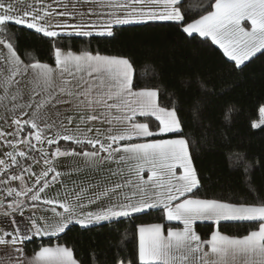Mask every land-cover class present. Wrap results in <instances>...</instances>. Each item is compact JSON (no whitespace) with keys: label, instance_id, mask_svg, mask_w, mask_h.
I'll list each match as a JSON object with an SVG mask.
<instances>
[{"label":"snow or ice","instance_id":"1","mask_svg":"<svg viewBox=\"0 0 264 264\" xmlns=\"http://www.w3.org/2000/svg\"><path fill=\"white\" fill-rule=\"evenodd\" d=\"M101 6L113 9L109 19L103 25V30L97 35L112 36V26L140 23L145 21H170L189 37L198 34L199 37L210 38L218 45L224 54L235 62L239 68L257 53H264V0H208L207 6L200 0L185 5L184 0H96ZM26 3V0H17ZM34 0L27 3L24 10L18 11L9 0H0V36L7 32L10 22L25 26L49 38L59 37L62 32L72 29L75 34L91 37L94 33L86 28H96L91 24H57L49 25L46 18L52 15L47 7L40 9ZM182 6L185 10L182 11ZM66 7V6H65ZM124 10V16L116 10ZM211 9V10H208ZM203 12L198 18L189 19L193 14ZM59 16H72V12L57 13ZM81 16L84 14L81 13ZM8 37L0 40L8 49L4 63L9 75L0 80V106L7 107L5 101L12 103L10 111L16 113L12 124L15 130L7 135L17 137L16 140L5 139L3 143L15 149L20 144H26L30 151H36V145H55L54 152L49 154L41 148L43 163L49 165L46 171L37 176L27 167L20 164L17 157L28 159L25 151H9L7 159H0V175L7 174V180L0 184L7 185L9 181H20L24 187L17 189L7 187V197L12 200L7 205L0 203V215L10 221L12 231L0 230V250L8 248L11 251L0 255V264H78L74 258L73 249L57 244L56 246H41L31 258L24 255L23 243L32 236H57L64 233L73 223L88 227L102 222H112L122 217H131L149 209H161L169 222H182V228H169L165 233L162 224L140 225L138 228V259L137 264H264V202L259 204L231 203L218 199H203L195 196L200 187V180L190 154L189 141L182 134L176 138L155 139L153 137L166 134L182 133L181 118L178 109L162 107L159 102V89L145 87L134 90V68L129 59L117 56L93 54L82 51L76 54L72 51L54 50L55 67L43 62H33L24 65L13 48L8 43ZM32 73L33 89L29 98L23 103L24 94L19 88L20 80L28 72ZM59 79L60 83L57 84ZM15 91H12L13 87ZM204 85L201 84V87ZM39 97V99H37ZM66 97V98H65ZM69 104L77 109L86 108L92 112L103 109L113 121L121 126V130L101 139L95 137H80L77 134L56 133L55 138L45 135L54 127L49 123L47 108H55L57 104ZM31 115L28 119L22 117ZM115 112L117 115L112 116ZM264 117V107L260 109ZM57 115H59L57 113ZM137 117H154L158 121L157 130L150 129L148 123L139 122ZM69 123L72 118L69 117ZM81 116V121H84ZM100 119L89 115L87 120ZM260 123L253 127L260 128ZM28 131L25 133V129ZM91 131V129H88ZM111 132V128L109 129ZM22 133H25L23 136ZM5 135L0 131V137ZM33 140L36 144H33ZM70 141L78 146H90L91 150L81 147L62 150L59 141ZM123 142V143H121ZM82 157L87 168L100 171L108 163L123 165L119 171L125 170L128 179L124 183H115L112 187L94 193L87 200L88 205H99L109 201L111 194H117L112 202L97 207L94 211H84L87 205L77 193L73 202L44 200L47 205H59L62 212L52 207L55 219L51 222L35 215L27 217V221H16L15 216H24L26 201L41 200V193L49 187L48 176L55 183L61 176L53 166L59 157ZM33 163H39L34 157ZM242 159V158H240ZM12 166L20 167L18 174H9ZM248 167H245L247 173ZM147 170L150 175L144 178ZM25 174L35 176L33 187L25 184ZM117 175V172H112ZM36 185H41L34 191ZM96 188L97 185H89ZM128 187L127 194L117 193V190ZM29 193L31 195L29 196ZM35 207V203L31 205ZM212 222L216 229L207 239H202L195 231L196 222ZM224 222H258V228L243 236H232L222 233L219 225ZM123 243V241H121ZM117 264H124L118 259ZM127 264H132L129 260Z\"/></svg>","mask_w":264,"mask_h":264},{"label":"trees","instance_id":"2","mask_svg":"<svg viewBox=\"0 0 264 264\" xmlns=\"http://www.w3.org/2000/svg\"><path fill=\"white\" fill-rule=\"evenodd\" d=\"M193 2L184 0L185 5ZM200 2L206 7L208 0ZM200 14L205 13H195L189 19ZM8 33L12 35L7 42L13 44L26 64L39 61L55 65L57 47L129 59L134 68V89L158 88L161 106L170 108L175 103L178 109L182 133L153 138L182 134L188 139L200 180L195 196L231 203L264 202V123L260 128L253 127L264 106V53H257L237 68L210 38L198 34L189 37L175 22L160 20L118 25L112 36L49 38L14 22L8 24L7 32L0 38L5 39ZM137 120L157 130L158 121L154 117ZM81 147L87 146L76 149ZM246 166H250L247 173ZM40 186L36 185L34 191ZM154 223H162L166 229L182 226L180 222L167 221L161 209H149L86 228L72 224L57 236L26 240L24 248L34 253L41 246L60 244L72 248L80 264H117L118 259L124 264L129 260L137 264L138 228ZM257 228L258 222L219 225L222 233L232 236H243ZM195 229L202 239H207L216 225L197 222Z\"/></svg>","mask_w":264,"mask_h":264},{"label":"crops","instance_id":"3","mask_svg":"<svg viewBox=\"0 0 264 264\" xmlns=\"http://www.w3.org/2000/svg\"><path fill=\"white\" fill-rule=\"evenodd\" d=\"M9 2L13 3L14 6H16L18 11H22L26 8L27 3H33L34 0H26V3H17V0H9ZM48 5H51L50 8H48V11L52 12V15L46 18V23L49 25H57V24H91L94 23L97 27L92 28H86L85 30H92L93 35H96V32L103 30V25L105 22L109 19V14L113 12V9L108 6H101L99 3L96 2V0H42V3H35V6L43 9L47 7ZM66 6V7H65ZM72 12V16H59L57 13L60 12ZM117 14L120 16H124L125 12L122 9L116 10ZM83 13L84 15L81 16L80 14ZM146 22V21H145ZM142 23V22H140ZM134 24V23H131ZM124 25V24H122ZM26 26V25H25ZM118 25L112 26V32L114 28ZM68 33L71 34H64L62 32L61 35H77L72 29L66 30ZM0 40H2L0 38ZM7 50L4 43H0V52L1 50ZM62 50V49H61ZM62 51H71V50H62ZM76 54H79L80 51H72ZM97 54V53H93ZM103 55V54H100ZM110 56V55H107ZM124 58V57H123ZM48 64V63H47ZM29 65V64H26ZM50 66L55 67V65ZM27 81L24 85V92L25 90L30 91L29 94L25 92V101L29 98V96L32 93L33 85L31 83L33 77L32 73L29 71L27 73V76L25 77ZM59 79L57 80V84H59ZM138 90V89H134ZM66 98V97H65ZM39 99V97H37ZM7 110V109H6ZM26 111H29L25 109ZM4 113V116L0 117V131L4 132L5 135L3 137H0V140L3 142L5 139L7 140H16L17 137L7 135L8 133H11L15 130V125L12 124V120L15 115H18L19 110H17L16 113L11 112L12 115L5 112V109L2 110ZM8 112V110H7ZM47 113L49 123L54 122V127L51 131L46 132L45 135L49 138H55L57 131H59L62 135L63 134H77L80 137H95L98 134L101 136V139H103L105 136L110 134H115L119 132V130H116L120 125L116 124L115 121L114 124L111 125L107 122L108 119L111 117L108 115V113L104 112L103 109H97L95 112H92L86 108L77 109L76 107L69 105V104H57L55 108L49 106L47 108ZM57 113L59 115H57ZM31 115V111H29L28 116L22 117L23 119H28ZM89 115H96L100 117V119L89 121L87 120V117ZM117 115V113L113 112L112 116ZM81 116H83L85 119L82 122ZM69 117L72 118L71 123H69ZM111 128V132H109V129ZM88 129H91V131H88ZM28 131V129H25V133ZM25 133H22L23 136ZM168 138H176V137H168ZM161 139H167V138H161ZM35 141L33 140V143ZM64 142V143H63ZM59 146L62 150H71L75 149L76 152H80L81 149H76V146L74 143L70 141H59ZM52 147L55 148V145ZM28 149V146L26 144H20L15 149L9 148L6 146V151H25ZM86 150H91L90 146H87L85 148ZM49 154V158L51 156L52 152L46 151ZM54 152V151H53ZM23 157H17L19 161L22 160ZM0 159H7V157L2 156L0 154ZM57 171L61 172V176L57 178V181L55 183L51 182V176L53 173H49L48 180H49V187L42 192L41 200L32 202L29 200H26L27 198H23L26 201V206L24 209V216L20 217L18 214L15 216V219L17 222L24 220L27 221V217L30 215H35L37 218L38 223H43L42 220L39 218H43L45 221L51 222L52 219H55L54 213L51 211L52 207H56V210L59 212H62L63 209L59 207V205H47L43 203L44 200H54V201H68L73 202L74 198L77 193L81 194L82 201L87 205V207L84 209V211H94L99 206H104L107 202H112L113 199H115L117 194H111V199L109 201L101 202L99 205H88L87 200L93 196L94 193H99L106 188L112 187L115 183H124L129 177L126 172V170L121 173L119 171L120 168H123V165H117L116 163H108L106 164L100 171H93L86 167L85 162L82 157L79 156H66V157H59L55 161V164L53 165ZM49 165H45L43 163V159L37 164V167L35 170H32L37 176H39L43 171H46ZM112 172H117V175H112ZM150 175V173L145 170L144 172V178L147 179V176ZM25 184L27 187H33L35 183V176L26 175L25 174ZM89 185H97L96 188H90ZM13 188L20 189L24 187V185L21 184L20 181H13ZM131 191L130 188L124 187L122 189L117 190V193H129ZM12 200V197L8 199L5 205L9 201ZM35 203V207H32L31 205ZM7 218H5L3 215H0V230L4 231H12V227H10V221L6 223ZM179 222V221H176ZM199 222V221H197ZM196 222V223H197ZM182 224V222H180ZM76 224V223H73ZM154 224H162V223H154ZM72 225V224H71ZM148 225V224H147ZM163 225V224H162ZM164 226V225H163ZM183 227V224L180 228ZM195 227V225H194ZM165 233L167 232V229L165 228ZM169 229V228H168ZM196 231V229H195ZM197 232V231H196ZM198 233V232H197ZM199 234V233H198ZM33 237H39V236H32ZM49 237V236H44ZM31 238V239H32ZM26 241V240H25ZM24 241V242H25ZM55 245H47V246H56ZM24 255L28 258H31L34 253H28L26 252L24 248V243L22 245ZM11 250L8 248H3L0 250V255H3L6 252H10ZM75 258V256H74ZM76 259V258H75ZM78 261V260H77ZM78 264L79 261H78Z\"/></svg>","mask_w":264,"mask_h":264},{"label":"built area","instance_id":"4","mask_svg":"<svg viewBox=\"0 0 264 264\" xmlns=\"http://www.w3.org/2000/svg\"><path fill=\"white\" fill-rule=\"evenodd\" d=\"M33 144H36V142H34ZM41 148L43 149L44 152H46L47 150L49 152H53L55 149L54 147L47 145L46 141L42 145L37 144L36 151L34 152L30 151L29 148L25 150L29 158L26 159L23 157L22 160L20 161V164L25 167H27L28 165H31V170H35L38 163H33V160L31 158L34 157L36 160L40 162L43 159L41 155V151H40ZM7 152L8 151H6V145L0 140V154L4 156V153H7ZM20 171H21L20 167L12 166V168L9 170V174H18ZM0 180H7V174L0 175ZM12 186H13V181H9L7 185L0 184V200H4L7 198L6 188L12 187Z\"/></svg>","mask_w":264,"mask_h":264},{"label":"rangeland","instance_id":"5","mask_svg":"<svg viewBox=\"0 0 264 264\" xmlns=\"http://www.w3.org/2000/svg\"><path fill=\"white\" fill-rule=\"evenodd\" d=\"M8 54L9 53H8V51L6 49L5 50H1V52H0V80L4 79L5 77H7L10 74L9 70H8V67L4 63V59H5L6 56H8ZM20 59H21V57H20ZM21 61H23V60L21 59ZM23 64L26 65V63L24 61H23ZM26 76H27V73L25 75H23V77H20V76L16 77L17 80H20L19 88L22 90V92L24 94L23 100H19L16 103H23L25 101V95H26L25 92L27 94L30 93V91H28V90H25V92H24V85H25V82L27 81V79L25 78ZM15 87L16 86L13 87L12 91H15ZM0 95H3V90L2 89H0ZM4 103H5V105H7V107L0 106V117L1 118L4 116V113L2 111L4 109H5L6 113H9L10 115H12V113H11L12 111H10V109L12 108V103H10L9 101H5ZM6 109L8 110V112H7ZM262 119H264V117L261 116L259 121H258V123H260ZM113 124H114V122H113ZM116 130L120 131L121 130V126L116 128Z\"/></svg>","mask_w":264,"mask_h":264},{"label":"water","instance_id":"6","mask_svg":"<svg viewBox=\"0 0 264 264\" xmlns=\"http://www.w3.org/2000/svg\"><path fill=\"white\" fill-rule=\"evenodd\" d=\"M0 203H3V200H0Z\"/></svg>","mask_w":264,"mask_h":264}]
</instances>
